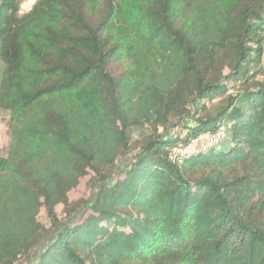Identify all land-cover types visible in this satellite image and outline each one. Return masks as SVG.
Instances as JSON below:
<instances>
[{
	"label": "trees",
	"instance_id": "trees-1",
	"mask_svg": "<svg viewBox=\"0 0 264 264\" xmlns=\"http://www.w3.org/2000/svg\"><path fill=\"white\" fill-rule=\"evenodd\" d=\"M20 1L0 0V264H264V0Z\"/></svg>",
	"mask_w": 264,
	"mask_h": 264
},
{
	"label": "rangeland",
	"instance_id": "rangeland-1",
	"mask_svg": "<svg viewBox=\"0 0 264 264\" xmlns=\"http://www.w3.org/2000/svg\"><path fill=\"white\" fill-rule=\"evenodd\" d=\"M8 120V113L6 111H0V154L5 155L6 148L9 142V135L7 131L6 122ZM149 132V129H132L129 130V134L132 138L136 139L139 136H142ZM215 143V138L211 136L209 132L201 134L197 138H192V141L184 146V150L182 151H191L192 153H197L199 151H203L207 149L211 144ZM218 143L215 144L217 147ZM176 150V149H175ZM180 151L179 149L176 151ZM89 180V176H85L80 179L78 185L69 192V199L70 200H78L81 198H88L91 195V191L87 186ZM57 213L59 216H63L62 214V205L57 206L56 208ZM38 219L43 223L47 224V218L45 215L44 210H41Z\"/></svg>",
	"mask_w": 264,
	"mask_h": 264
},
{
	"label": "built area",
	"instance_id": "built-area-1",
	"mask_svg": "<svg viewBox=\"0 0 264 264\" xmlns=\"http://www.w3.org/2000/svg\"><path fill=\"white\" fill-rule=\"evenodd\" d=\"M36 1L37 0H21L19 3V6H18V14H25V13L29 12L32 9V7L34 6ZM210 134L213 138H215V143H216L219 139H221L223 137L224 131L222 128H220L216 133H214V134L210 133ZM199 136H197V137H199ZM197 137H194V138H197ZM191 141H192V139L187 144H189ZM215 143H213V144H215ZM213 144H211V145H213ZM184 146L185 145L178 146L172 150V152L170 153V158L173 162L181 163L184 158H187V157L195 154V153H192L191 151H182V150H184L183 149ZM178 149L180 151L176 152Z\"/></svg>",
	"mask_w": 264,
	"mask_h": 264
}]
</instances>
